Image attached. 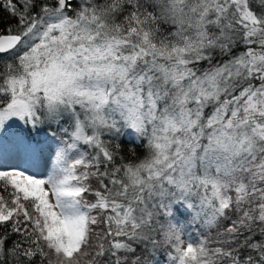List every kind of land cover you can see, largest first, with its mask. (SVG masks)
Returning a JSON list of instances; mask_svg holds the SVG:
<instances>
[{"label":"snow or ice","instance_id":"obj_1","mask_svg":"<svg viewBox=\"0 0 264 264\" xmlns=\"http://www.w3.org/2000/svg\"><path fill=\"white\" fill-rule=\"evenodd\" d=\"M0 264H264V0H0Z\"/></svg>","mask_w":264,"mask_h":264}]
</instances>
